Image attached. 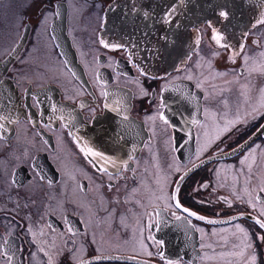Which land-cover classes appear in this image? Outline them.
<instances>
[{
  "label": "flooded vegetation",
  "instance_id": "af4514ba",
  "mask_svg": "<svg viewBox=\"0 0 264 264\" xmlns=\"http://www.w3.org/2000/svg\"><path fill=\"white\" fill-rule=\"evenodd\" d=\"M111 1L0 0V246L9 242L12 264H252V256L264 264L256 223L264 222V163L240 162L264 142V75L249 70L264 65V0L248 21L204 20L184 64L152 76L103 34ZM60 38L83 82L62 58ZM224 65L236 66L238 81H215ZM191 67L206 70L197 77ZM182 79L185 87L167 91ZM120 86L131 90L129 114L145 133L97 144L140 142L109 170L83 149L95 144L76 141L67 124L77 112L90 122L104 109L105 90ZM254 131L263 132L218 157ZM178 137H193L192 149L179 153Z\"/></svg>",
  "mask_w": 264,
  "mask_h": 264
},
{
  "label": "water",
  "instance_id": "95a60500",
  "mask_svg": "<svg viewBox=\"0 0 264 264\" xmlns=\"http://www.w3.org/2000/svg\"><path fill=\"white\" fill-rule=\"evenodd\" d=\"M257 3V0H183V3L181 0H112L105 12L103 34H107L110 39L122 44L140 70L151 76L163 75L182 66L188 59L197 39L196 27L200 23L204 20L218 22L221 10L230 12L228 20L234 24L240 16L243 18L240 22L248 21L255 16L254 8ZM261 3L263 0H259V4ZM173 6L176 7V15L172 24H166L163 22L164 14ZM257 7L259 16L262 10L260 5ZM145 12L148 13L147 16L144 15ZM177 24L179 27L176 26ZM162 37H167V39H162ZM58 41L61 45L62 58L71 73L83 82L84 74L79 62L75 59V54L68 51L67 42L63 38ZM187 83L186 79L177 80L168 84L166 89L169 91L175 87H185ZM120 92L126 95L123 99L116 95ZM131 93L130 89L125 86L106 89L104 109L96 113L90 122L82 120L78 112L68 116V120L72 123L67 124L69 125L67 128L73 138L81 144H95L83 147V149L100 168L112 170L126 162L137 152L140 142L101 146L97 144L112 143V141H122V139L133 141L144 137L143 127L140 130L141 121L129 114ZM167 93L170 94V92ZM118 102L120 105H117ZM72 112L70 109V114ZM182 128L183 125L179 123L174 125L176 133ZM262 132L254 131L231 152H225L218 157L232 156ZM192 141L193 137L175 139V145L179 147L178 152H182L185 148L191 150ZM87 149L102 153L103 158L91 155ZM118 156L121 158L117 159Z\"/></svg>",
  "mask_w": 264,
  "mask_h": 264
},
{
  "label": "snow or ice",
  "instance_id": "6c2138e0",
  "mask_svg": "<svg viewBox=\"0 0 264 264\" xmlns=\"http://www.w3.org/2000/svg\"><path fill=\"white\" fill-rule=\"evenodd\" d=\"M181 3H183V0H181ZM144 15L147 16L148 13L145 12ZM175 15H176V7H174V6L170 7L169 10L167 12H165V14H164L163 22L166 23V24H172L173 18H174ZM229 15H230V13L227 10H221L219 12V16L221 18H223L224 20H228L229 19ZM258 23H264V14H262V17H261L260 20H258ZM176 26L179 27L178 24ZM213 31H214L213 39H215L217 44H221V41L224 40V36L220 32H218L217 30H215V29H213ZM162 39H167V37H162ZM100 42L102 44H104V47H106V48L110 46L108 43L104 42L103 40H101ZM221 46L223 47L224 45L221 44ZM111 47L117 48V47H120V46L119 45H111ZM261 55H264V53H262ZM234 56H235V53L233 54V58H234ZM248 59H249L248 57H245V64L246 65L248 64ZM249 70H250V72L258 71L262 75H264V65H261L260 67H251ZM218 75H224V74H219L218 73ZM189 79H191V77H189ZM242 87L247 88V85H244ZM261 95H262V100H264V90H261ZM222 103L225 106H227L228 101L227 100H223ZM160 118L164 119V117L162 115H161ZM0 119H4V117H0ZM150 119H154V118L150 117ZM165 123H167V120H165ZM229 123H231V121ZM0 127H3V125L0 124ZM87 151L93 156H97V157L103 158V154L102 153L95 152L92 149H87ZM245 159H247V157ZM241 163H244V161L242 160ZM249 168H251V165H249ZM206 186L207 185H203L202 187H206ZM262 190H264V189H262ZM177 191H178V189H177ZM176 207H181V205L179 204V201L176 202ZM253 207H255V205H253ZM183 211L186 212V213H189V215H191V216H196L197 215L195 212H189L188 208H183ZM262 212H264V210H262ZM198 218L201 219V220L204 219L203 216H199ZM176 219L179 220L180 217L177 216ZM210 222L214 223L215 221H210ZM256 223H258L259 226L262 229H264V222H262L260 220H257ZM237 227H238V230L241 233H244L245 235H247V233L245 232V230L243 228H239V226H237ZM257 239L262 241V242H264V236H258ZM157 243L163 245V241H157ZM5 246H7V247H5ZM250 247H252L251 242L244 244L241 252L238 253L237 255L243 256L244 255V250H246L247 248H250ZM14 255H15V253L12 251L11 245L9 244V242L7 240H5L4 241V245L0 246V256L5 257L6 264H12V260H13ZM149 255H151V253H149ZM255 259H256L255 256L251 257L252 264H255ZM80 264H84V262L80 261ZM169 264H172V262L169 261Z\"/></svg>",
  "mask_w": 264,
  "mask_h": 264
},
{
  "label": "rangeland",
  "instance_id": "374dc122",
  "mask_svg": "<svg viewBox=\"0 0 264 264\" xmlns=\"http://www.w3.org/2000/svg\"><path fill=\"white\" fill-rule=\"evenodd\" d=\"M260 5V4H258ZM250 13H251V9H249ZM203 62V59L199 60L198 63H201ZM243 65H245V70H247V65L243 63ZM206 69H198V70H194V68H190L188 70V74L192 75V76H197V77H201V75L203 74V72L205 71ZM239 71L236 70V66L232 67L231 65H224L223 67V76L221 75V77H217L215 78V81L218 80V79H226L228 78L230 81H238L239 79ZM264 88V87H263ZM105 93V92H104ZM247 157V159H245ZM242 160H245V161H256V160H259L261 161L262 163H264V142L260 143V145H258L257 147H254V149H252V151L244 154L243 158H241V161ZM240 161V162H241Z\"/></svg>",
  "mask_w": 264,
  "mask_h": 264
},
{
  "label": "bare ground",
  "instance_id": "6f19581e",
  "mask_svg": "<svg viewBox=\"0 0 264 264\" xmlns=\"http://www.w3.org/2000/svg\"><path fill=\"white\" fill-rule=\"evenodd\" d=\"M240 18H241V16H240ZM235 22H238V20H235ZM131 91V90H130ZM68 127H69V125H68Z\"/></svg>",
  "mask_w": 264,
  "mask_h": 264
}]
</instances>
